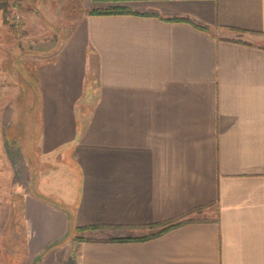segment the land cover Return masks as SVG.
Returning <instances> with one entry per match:
<instances>
[{
    "label": "crops",
    "instance_id": "0c3cea01",
    "mask_svg": "<svg viewBox=\"0 0 264 264\" xmlns=\"http://www.w3.org/2000/svg\"><path fill=\"white\" fill-rule=\"evenodd\" d=\"M79 3L64 41L35 50V122L1 112L0 264L14 200L46 264H264V0ZM14 144L28 169L10 194ZM90 226L104 233L74 238Z\"/></svg>",
    "mask_w": 264,
    "mask_h": 264
},
{
    "label": "rangeland",
    "instance_id": "374dc122",
    "mask_svg": "<svg viewBox=\"0 0 264 264\" xmlns=\"http://www.w3.org/2000/svg\"><path fill=\"white\" fill-rule=\"evenodd\" d=\"M4 1L8 5V14L6 21H3V18L0 17V116L3 111L5 115L8 114L10 121L14 117V121L16 120L17 122L18 117H22V114L27 111L33 115V117L29 116L30 121L35 122L38 108L36 104L38 94L35 79V62L37 60L35 56L38 52H35V50L45 42L54 43L56 49L72 31L83 10L79 0ZM16 14L19 15L18 18L15 17ZM17 25L20 26L19 29L24 34H20V31L15 29L18 28ZM27 92H32V99L28 100ZM13 129L12 125L10 128L11 134ZM8 154L10 162L7 170L9 175L6 182L8 181V188L11 194V192L26 185L25 175L28 165L24 161L26 159V156H24L26 154L25 150L18 148L15 144L9 146ZM5 167L3 161V170ZM14 202L15 209L10 206L9 210V239L6 248L9 253L8 264H46V257L43 261H39V258L31 259L26 256L27 254L22 249L23 236L19 225L21 210L18 208L19 205H17L19 201L14 200ZM204 208L201 207L189 213L186 219H189L190 216L194 218L200 217L199 219L206 217L208 211H204ZM16 223H18L19 227L15 225ZM164 224L136 228L129 233L132 236L134 235V237L138 236L137 238L139 236L143 237L144 235L156 233ZM101 229L102 227L93 226L83 231L76 230L74 238L90 239L85 237L89 231L96 230L99 233H104L100 231ZM55 252L63 254V251L54 250L53 254ZM51 264L58 263L53 259Z\"/></svg>",
    "mask_w": 264,
    "mask_h": 264
},
{
    "label": "trees",
    "instance_id": "16d2710c",
    "mask_svg": "<svg viewBox=\"0 0 264 264\" xmlns=\"http://www.w3.org/2000/svg\"><path fill=\"white\" fill-rule=\"evenodd\" d=\"M0 8L2 9V18H3V21H6V16L8 14V5H7L6 1L0 0ZM115 12H119V10H117V11L116 10H100V11L99 10H91L88 13H90V14H102V13H115ZM174 19L188 21L187 18H174ZM17 26H18V28H15V29H18L20 31V34H24V32L23 31L21 32V30L19 29L20 26L19 25H17ZM15 29H14V31H16ZM187 220H189V219H184V220L176 221V222H173V223L167 222L156 233L144 235L143 237H139V238H148V237H151V236H155V235L161 234L164 231H166V230H168L170 228H173V227H175L177 225H180L181 223H184ZM92 227L93 226H90V227H79V228H76V230H78V231H81L82 230L83 231V230H86L87 228H92ZM132 239H134V237L129 236V237H126V238H113L112 240L122 241V240H132Z\"/></svg>",
    "mask_w": 264,
    "mask_h": 264
},
{
    "label": "built area",
    "instance_id": "2783aa9c",
    "mask_svg": "<svg viewBox=\"0 0 264 264\" xmlns=\"http://www.w3.org/2000/svg\"><path fill=\"white\" fill-rule=\"evenodd\" d=\"M15 17H16V18H18V17H19V15H18V14H16V15H15Z\"/></svg>",
    "mask_w": 264,
    "mask_h": 264
}]
</instances>
